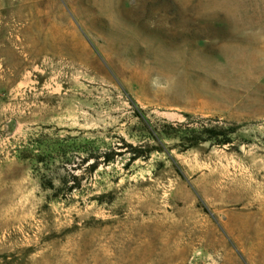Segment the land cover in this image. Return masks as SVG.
Wrapping results in <instances>:
<instances>
[{"label":"rangeland","instance_id":"374dc122","mask_svg":"<svg viewBox=\"0 0 264 264\" xmlns=\"http://www.w3.org/2000/svg\"><path fill=\"white\" fill-rule=\"evenodd\" d=\"M0 264H264V0H0Z\"/></svg>","mask_w":264,"mask_h":264},{"label":"trees","instance_id":"16d2710c","mask_svg":"<svg viewBox=\"0 0 264 264\" xmlns=\"http://www.w3.org/2000/svg\"><path fill=\"white\" fill-rule=\"evenodd\" d=\"M144 132L154 139V135L158 137H165L168 140H173L178 146L193 148L199 144H209L211 146L221 147L229 145L233 142L236 127L231 124L219 125L217 123L197 125H188L187 123L164 124L160 127L143 126ZM143 139H140L142 141ZM138 141V142H140ZM142 145H136L128 148L135 152L139 150ZM138 158V155H133L131 159Z\"/></svg>","mask_w":264,"mask_h":264}]
</instances>
